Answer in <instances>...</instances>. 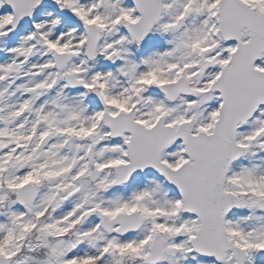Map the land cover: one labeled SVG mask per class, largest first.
I'll list each match as a JSON object with an SVG mask.
<instances>
[{
  "label": "snow or ice",
  "instance_id": "1",
  "mask_svg": "<svg viewBox=\"0 0 264 264\" xmlns=\"http://www.w3.org/2000/svg\"><path fill=\"white\" fill-rule=\"evenodd\" d=\"M0 264H264V0H0Z\"/></svg>",
  "mask_w": 264,
  "mask_h": 264
}]
</instances>
